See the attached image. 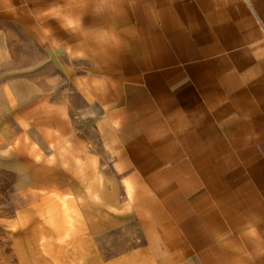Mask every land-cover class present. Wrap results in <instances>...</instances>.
Here are the masks:
<instances>
[{"label":"crops","instance_id":"0c3cea01","mask_svg":"<svg viewBox=\"0 0 264 264\" xmlns=\"http://www.w3.org/2000/svg\"><path fill=\"white\" fill-rule=\"evenodd\" d=\"M9 19L65 25L17 264H264V0H0V61Z\"/></svg>","mask_w":264,"mask_h":264},{"label":"rangeland","instance_id":"374dc122","mask_svg":"<svg viewBox=\"0 0 264 264\" xmlns=\"http://www.w3.org/2000/svg\"><path fill=\"white\" fill-rule=\"evenodd\" d=\"M9 20L1 27L8 36L10 51L0 61V264H17L14 245L18 214L32 198L24 146L16 136V109L34 95H48L65 84L54 50L60 43L54 27L63 33L64 23L41 19L40 36L36 37L32 22Z\"/></svg>","mask_w":264,"mask_h":264},{"label":"clouds","instance_id":"9594fccd","mask_svg":"<svg viewBox=\"0 0 264 264\" xmlns=\"http://www.w3.org/2000/svg\"><path fill=\"white\" fill-rule=\"evenodd\" d=\"M125 15H127V10H125ZM88 15H91V14H88ZM86 15V16H88ZM84 16L82 18V23H83V26L86 27V28H92L94 26H86L85 23H84V20H85V17ZM104 32H111V34L113 35L114 39L110 42V44H106L108 45L109 47H111L112 49H118L120 46H121V43H122V32H118L116 30H109V29H104L103 30Z\"/></svg>","mask_w":264,"mask_h":264}]
</instances>
